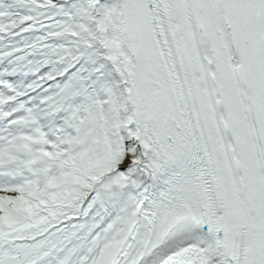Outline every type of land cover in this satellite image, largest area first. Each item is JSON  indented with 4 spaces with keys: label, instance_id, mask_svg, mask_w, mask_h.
<instances>
[{
    "label": "snow or ice",
    "instance_id": "obj_1",
    "mask_svg": "<svg viewBox=\"0 0 264 264\" xmlns=\"http://www.w3.org/2000/svg\"><path fill=\"white\" fill-rule=\"evenodd\" d=\"M0 264H264V0H0Z\"/></svg>",
    "mask_w": 264,
    "mask_h": 264
}]
</instances>
